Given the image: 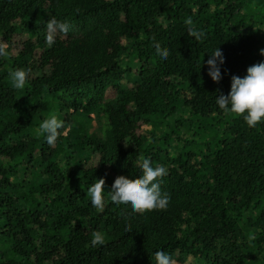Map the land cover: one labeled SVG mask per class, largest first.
<instances>
[{
	"label": "trees",
	"instance_id": "16d2710c",
	"mask_svg": "<svg viewBox=\"0 0 264 264\" xmlns=\"http://www.w3.org/2000/svg\"><path fill=\"white\" fill-rule=\"evenodd\" d=\"M252 3L264 22V0H0V40L11 48L0 57V264H156L158 250L170 264H264V122L249 128L215 104L233 75L264 60L258 23L236 22ZM52 17L71 29L49 47ZM189 17L205 34L199 41L187 34ZM133 39L130 80L123 56ZM155 43L167 49L164 61ZM216 47L218 83L205 64ZM16 69L27 73L20 89L10 84ZM55 102L70 132L49 146L32 131ZM178 110L198 123L232 119L208 157L161 151L167 135L141 133L149 117ZM145 158L166 169L169 203L134 214L110 190L118 176L138 179ZM100 178L103 211L88 195ZM94 231L102 245L91 246Z\"/></svg>",
	"mask_w": 264,
	"mask_h": 264
},
{
	"label": "clouds",
	"instance_id": "9594fccd",
	"mask_svg": "<svg viewBox=\"0 0 264 264\" xmlns=\"http://www.w3.org/2000/svg\"><path fill=\"white\" fill-rule=\"evenodd\" d=\"M187 34L194 37L197 41L204 37L202 30L192 29L191 18L184 21ZM45 42L51 47L58 34H67L71 25L66 21H60L56 18H49L46 22ZM155 55L160 61H164L168 56L167 49H162L158 43L153 45ZM11 53V48L0 43V57H7ZM208 54L205 61L207 65V75L213 82H219L221 79L220 66L224 63V56L219 48H215ZM259 54L264 56V49L259 50ZM11 87L20 89L25 86L27 73L24 70L16 69L9 72ZM215 104L219 110L240 115L249 128L264 122V60L246 68V74L243 77L233 75L230 81V90L227 95L220 94L215 98ZM64 130V121L58 119L55 114L41 120L36 130L37 136H42L44 142L52 146ZM140 175L136 180H129L124 176H118L111 185L110 200L117 205H126L134 214H144L153 210H164L169 203V197L161 191L160 180L166 175V169L160 165L153 166L149 159L145 158L140 164ZM103 178L97 179L94 184L88 188L90 197L89 203L98 211H103L106 200L103 196ZM104 242L103 234L94 231L91 234L90 244L95 247ZM156 264H170L171 257L163 251L154 253Z\"/></svg>",
	"mask_w": 264,
	"mask_h": 264
},
{
	"label": "rangeland",
	"instance_id": "374dc122",
	"mask_svg": "<svg viewBox=\"0 0 264 264\" xmlns=\"http://www.w3.org/2000/svg\"><path fill=\"white\" fill-rule=\"evenodd\" d=\"M213 1L210 2L211 10L214 9ZM255 3H252L249 7L248 5L245 8V12L243 16L244 18L239 17L236 19L237 24L241 26H249L253 27L252 22L253 20L256 21L258 24L255 26L254 30L256 32V35L259 36L260 44L259 49H264V22L261 20L260 17H254L253 6ZM252 18V21H251ZM139 34L134 35V39ZM23 36H15L14 41L16 43H19L23 40ZM134 39L131 43H128L127 50L123 56L124 60V66L126 68H129V79L133 80L135 78V74L137 72V66L134 62L136 59V54L133 52V46H134ZM0 43H4L0 40ZM9 46V43H4ZM126 85V84H125ZM127 86H122V88H126ZM113 96V95H112ZM58 102H55V109H50V113L48 114V117L55 114L58 119H62V117L59 115L60 111L57 108L56 104ZM148 123L142 128L141 133L144 134H151L152 136H160L163 135H169V134H176V135H170L169 137H165L166 141L164 140L160 143L162 150H168L170 152H174V150L182 149L185 151H189L195 154V156L200 159L204 157H208L210 153L212 152L213 146L212 142H215L216 140H220L222 136L224 135L226 129L231 124L232 119L230 118H224V119H216L211 118L209 120H205L203 122L199 123L197 120L191 119L185 112L178 110L175 115H171L169 117L162 118L160 116H151L148 119ZM91 122L93 125H98L97 128H93V131L95 133L103 134L104 132L101 131L102 127V119H96L94 115H91ZM37 124L34 127V130L32 131V134H36V130L38 128ZM70 132V128L66 127L63 131V134L66 135ZM25 141H28V135L24 137ZM215 140V141H214ZM157 141V140H156ZM159 144V143H158ZM159 144V145H160ZM83 160H87V157H84ZM264 256V252H262V256ZM188 264H195V263H188Z\"/></svg>",
	"mask_w": 264,
	"mask_h": 264
}]
</instances>
